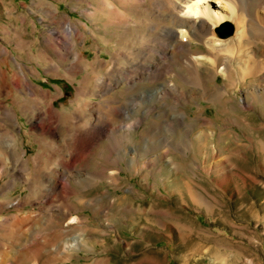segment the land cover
<instances>
[{"label": "rangeland", "instance_id": "obj_1", "mask_svg": "<svg viewBox=\"0 0 264 264\" xmlns=\"http://www.w3.org/2000/svg\"><path fill=\"white\" fill-rule=\"evenodd\" d=\"M103 1L126 20L127 33L104 27L102 16L115 18ZM124 1L0 0V264H19L54 236L59 248L73 244L68 258L34 264H264V37L257 29L264 4L251 17L235 0L232 9L243 19L224 20L234 26L229 38L214 32L224 21L202 17L200 37L187 29L182 40L193 57L242 46L254 59L247 79L240 81L239 61L221 51L217 66L199 64V74L189 59L167 58L160 73L114 85L116 71L141 62L139 52L152 46V23L156 31L175 28L169 17L175 0H164L168 5L153 16L150 0ZM132 5L139 11L126 13L123 7ZM206 6L230 15L217 2ZM65 17L81 34L72 36L73 50L85 61L70 72V58L53 50L51 62L43 61L49 41L69 39ZM20 68L30 86L19 81ZM168 84L178 93L126 110L135 87L141 93ZM217 88L222 96L211 101ZM52 107L73 117L62 120ZM46 207L45 216L18 228L25 232L31 223L29 232L6 221L36 217Z\"/></svg>", "mask_w": 264, "mask_h": 264}, {"label": "bare ground", "instance_id": "obj_2", "mask_svg": "<svg viewBox=\"0 0 264 264\" xmlns=\"http://www.w3.org/2000/svg\"><path fill=\"white\" fill-rule=\"evenodd\" d=\"M127 1L128 0H125L124 2L127 3ZM145 1H147V0H140L139 3H141V5H142V3L145 2ZM150 1L152 2V16H153V13H156V12L159 13V11L161 12L163 10V6H164V3H165L164 0H150ZM175 1H171L172 5H173V13H171L170 16H169V17L173 18V20H174V22H173L174 24L173 25L175 26V28H172V26H171L172 24H171L170 25L171 27H165L164 26V27H162V28H160L159 30L156 31V29H158L159 27L157 28V26H155L152 23V46L151 47H146V48L142 49L139 52L140 58H141V60H140L141 62H138V61H135L134 60L135 63H133L130 68L123 69V70H118V71H116V73L114 75L112 74L113 76L110 79V82L111 83H113L114 85L115 84H119V83L120 84L123 83V85L124 84H127L128 85V84L133 83L137 79V78L135 79L134 76H136L138 78L143 77V75L145 73H147V71H152V76L155 75L154 73H160L163 69H166L167 68L166 64L164 63L167 58L177 59L179 62H183V60L189 59L190 60L189 63L191 64L192 68L194 69V72H196L197 74H199V71H198V65L199 64H202L203 63V64H208L209 66H217V61H218V58L220 57L221 51H223L224 53L228 54L229 55V58H231V59L234 58L235 60L239 61L238 64H240V66H239V74L238 75H239L240 81H243V80L247 79L248 77H250L253 74L254 69H255L254 68L255 67L254 66V59L250 55H248L246 53V51L243 50V47L242 46H240L238 48V51L235 52L232 49V47L228 44V45L225 46V48H223V46H222V48H221L220 51H216L215 53H213V52L209 53V55L207 57L202 56V55H199V56L195 55L193 57L194 53L192 51L190 42L184 43L182 41V40H185V39L187 40V38L189 37L187 35V33H186V30L187 29H188V34L189 35L191 34L193 36V38L195 37V39H196V38H199L200 37V33L203 32V30L205 28V24H206L201 19L202 17H206V18L210 19V21L214 25L223 22L227 18L228 19H232V20H234L236 22H237L238 19H240V20L243 19L242 13L241 14H238V15L237 14L235 15L234 10L232 9V6L231 5L234 4V1L235 0H225L226 2H229L231 4H226L222 0H177L178 2H175ZM210 1H214V2H217L219 4L224 5L225 7H228V9L230 11V15L229 16H226V15L221 14L219 12H213V13L212 12H209L210 10H208V8H207L206 5H208L210 3ZM236 1L238 3L239 10L241 12H243V13L244 12H247L248 14H251L252 13L251 12L252 9L260 8V6L262 4H264V0H236ZM102 4H104L105 8H107L109 14L114 15V18H115V20L112 19V18H110V15L109 14H108L109 16H105V17L102 16V19L103 20L106 19L105 20L106 22L104 24V27L107 28V27H110V26H115L116 28L123 29V31H125L126 30L125 29L126 20L121 17V15L119 14V12L115 8V6L113 4H111V3H109L108 1H103ZM165 4H167V3H165ZM235 6H237V5H235ZM123 9L126 11V13L128 12L129 14L130 13H133V14L135 13L136 14L139 11L140 8H139L138 5H134V6L132 5L131 8L130 7H127V6H124ZM249 12H251V13H249ZM51 13H52L53 16H56L57 13H58L57 8L56 7H53L51 9ZM180 13L184 14L185 16H187V18H184V16H180ZM252 14H251V17L253 16ZM159 17H164V16H162V14L160 13ZM64 19H65L64 20L65 21L64 24H66V26L63 28V30H64L65 34L67 36H69V39H65L64 37L63 38H60L59 37L60 41H58V42L57 41H53V42H50L49 41L47 43V45H46L47 47L44 48V51H43L44 52V59H43V61L45 63H48V64L51 62L50 61V58H49V55H50L49 54V50H53L57 54V56L61 60H63V61L66 60L67 58H70L69 61H71V64L68 65L69 68L67 67V69H66L67 72H70V71H72L75 68V66L79 62H85V61L83 59V54L82 53H79L76 50L75 51L73 50L74 38H77V39L80 38L81 39V34H80L79 30L76 28V26L73 25L71 22H69L66 17ZM257 21H258V19H257ZM94 23H96V21ZM191 24L192 25H195V27L193 28V30H190L189 29V26ZM176 29H179L180 32L178 33ZM257 29H258V34L260 36L264 37V24L261 27H257ZM234 32H235V30H234ZM58 33L59 32L56 31L53 34L56 35ZM241 34H242V31L241 30L238 31V36H237L236 40L238 38L239 39L241 38ZM72 36H74V38ZM218 49H219V47H218ZM216 50H217V48H216ZM244 55H245V57L242 59V56H244ZM241 59L243 61H241ZM142 61L144 63H146L147 65L146 64H143L142 65ZM163 63L165 64V66L161 67V65ZM64 67H65V65H64ZM211 68H213V67H211ZM77 71L78 70H76L75 73ZM224 71L227 72L226 68H222L220 70L221 73H224ZM18 74H19L18 77L20 78L19 81L21 83H23L25 87L30 86V84L28 83V81L26 79V76H25L22 68L19 69V73ZM156 75L158 76L160 74H156ZM226 76H227L228 80H230V77H228V74ZM156 79H155V82H156ZM192 79H195V78H192ZM106 82H107L106 80H103V83H106ZM192 82H193V80H192ZM32 88H33V86L31 85V89ZM109 88L112 89L110 85H108V87L106 89L109 90ZM136 89H137V87H135V89L132 92V94L130 93L127 96V104H128V107L126 106L127 107L126 110L128 112L130 110H133L132 107H134V106H140V104H142L145 101L150 100L151 98H152V102H154V101H157V102L158 101H163L166 96L170 95L171 93L174 94L173 92L176 91V88H174V86L169 85V84L167 86H163V85L161 87L158 86L157 88L155 86L154 88L152 87L151 90H147V91L144 90V92L141 91V93L136 92ZM147 89H148V87H147ZM218 91L219 90L217 88L214 91H211L210 94L207 93L208 94V97L211 99V101L213 99H216V98H219V97L222 96V94L219 93L220 91L219 92ZM83 93H85V90H84ZM83 96H84V94H83ZM175 97H176V95H175ZM175 97H173V98L177 101V103H179V99H177L179 97H177V98H175ZM123 106H125V105H123ZM100 110H102V109H100ZM119 110H121V108H119ZM124 110H125V108H124ZM52 113H53L52 115H54V116H56L58 118H61L62 120L71 119L73 117L72 115H69L67 113L61 114L58 109L53 108V107H52ZM100 113H102V112H100ZM111 116L117 117L118 114H112L111 113ZM82 117H80V118H82ZM75 122H77V121H75ZM45 131H47V130H45ZM100 132H101L100 129H98L96 132H93V133H95L93 138H96V136L99 135ZM93 138H92V141H93ZM84 139H85V145L87 146L90 143L89 141H90L91 137H89V136L87 137L86 136ZM80 142H82V140ZM70 153H72V152H70ZM221 164L222 165H225V163L223 164L222 162H221ZM51 175H52V177L50 176V179L53 181L54 180L53 174H51ZM48 177H49V175H48ZM225 180H226V178H225ZM46 190H47V188H46ZM45 194H46V191H45ZM50 209L51 208L42 209V213H40L36 217H32V216H24V217L13 216V217H11V218L9 217V219H7V220L5 219V220L9 222L11 229H13V230H19V229H22L24 227L23 226L22 228H19L22 224L26 223L28 220H31V221L33 220L34 221V220L38 219L41 215L45 216L46 215V212L50 211ZM5 224H6V222H5ZM31 225H32L31 223L28 224L27 229L24 230L25 232H23V230H19L20 231V234H23V233H26V232H29L30 230H32L31 229ZM43 241H44L43 242L44 244L43 243L42 244H38V247L37 248L33 249L32 251L30 250L29 253L24 256V258L20 259L19 260V264H34V263L39 262V260L41 258H45V257H48V259L51 260V261H53L54 259L56 260L57 258H61L63 260L65 258H68L67 256L69 255L70 249L73 246V244H71V245L68 244V245L64 246L63 248H59L60 246L57 247L58 245H60L59 243L61 242V239L60 238H57V236L56 237L54 236L51 242L47 241V239H45ZM74 245H76V244H74ZM52 250H53V252H52ZM50 257H53L54 259H50ZM48 261H46V262H48ZM47 264H50V262L47 263Z\"/></svg>", "mask_w": 264, "mask_h": 264}, {"label": "water", "instance_id": "obj_3", "mask_svg": "<svg viewBox=\"0 0 264 264\" xmlns=\"http://www.w3.org/2000/svg\"><path fill=\"white\" fill-rule=\"evenodd\" d=\"M214 32L218 38L226 39L234 34V26L229 21H224L214 29Z\"/></svg>", "mask_w": 264, "mask_h": 264}]
</instances>
